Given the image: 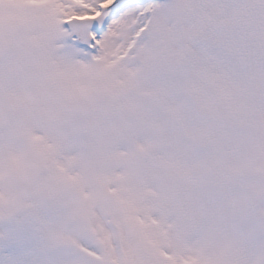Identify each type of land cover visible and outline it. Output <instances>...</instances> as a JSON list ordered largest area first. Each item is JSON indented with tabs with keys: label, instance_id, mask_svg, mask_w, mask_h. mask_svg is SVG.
Masks as SVG:
<instances>
[{
	"label": "rangeland",
	"instance_id": "1",
	"mask_svg": "<svg viewBox=\"0 0 264 264\" xmlns=\"http://www.w3.org/2000/svg\"><path fill=\"white\" fill-rule=\"evenodd\" d=\"M38 12L0 0V264H264V74L170 97Z\"/></svg>",
	"mask_w": 264,
	"mask_h": 264
},
{
	"label": "snow or ice",
	"instance_id": "2",
	"mask_svg": "<svg viewBox=\"0 0 264 264\" xmlns=\"http://www.w3.org/2000/svg\"><path fill=\"white\" fill-rule=\"evenodd\" d=\"M57 41L144 67L170 97L198 102L210 80L264 74V8L238 0H31Z\"/></svg>",
	"mask_w": 264,
	"mask_h": 264
},
{
	"label": "bare ground",
	"instance_id": "3",
	"mask_svg": "<svg viewBox=\"0 0 264 264\" xmlns=\"http://www.w3.org/2000/svg\"><path fill=\"white\" fill-rule=\"evenodd\" d=\"M238 3H239L241 6H243L242 0H238ZM109 61L112 62V61H114V59H113V60H109ZM74 65H75V66H78V65H80V63H79L78 61H74Z\"/></svg>",
	"mask_w": 264,
	"mask_h": 264
}]
</instances>
